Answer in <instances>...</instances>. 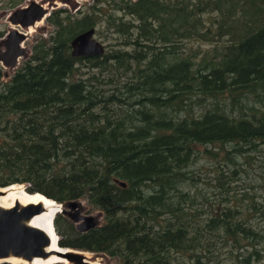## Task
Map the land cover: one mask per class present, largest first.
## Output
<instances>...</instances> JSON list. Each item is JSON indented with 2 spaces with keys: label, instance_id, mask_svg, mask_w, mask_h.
<instances>
[{
  "label": "rangeland",
  "instance_id": "1",
  "mask_svg": "<svg viewBox=\"0 0 264 264\" xmlns=\"http://www.w3.org/2000/svg\"><path fill=\"white\" fill-rule=\"evenodd\" d=\"M27 1L29 4L35 0H0V31L6 26L5 20L12 5L21 3L26 6ZM160 1L162 5L168 6L167 11L155 10L146 13L140 10L141 13L137 15L130 12L133 7H126L124 0H101L99 5L91 4L92 0H47V16L39 27L31 31L32 37L26 42L28 46L37 48L43 40L48 46H53L60 40L68 45L71 42L70 53L72 40L80 32L89 29L86 25L89 19L86 17L93 16L92 27H95L91 28L94 30L93 37L104 46L105 52L102 56H92L77 61L73 64L70 76H63L64 87L36 91L34 93V96L38 97L36 102L46 107V112L57 109L56 112L59 114H70L81 105V100L87 97L82 86L77 88L71 84L72 81L78 82L98 92L102 99H110L113 95L115 98H120L119 101L114 99L116 103L113 110L119 115L122 128H128L130 124H132L130 127H139L145 123L144 112L150 108L148 104L151 99H146L145 93L165 96L172 89H182L195 72L193 65H198L202 59L210 64L217 63L223 73L233 79L234 88L238 93L235 97L247 102L252 108L256 120L254 121L253 118L252 123L258 126L256 133L258 139L230 136L226 145H222L215 142L222 141L221 134L224 133L219 135L215 133L207 139H204L202 133L201 137L195 136L194 132L188 131L185 123H190L189 119L197 117L203 109V105L197 102V97L191 98L192 107L186 114L179 107L173 111L170 109V114L161 124L162 127L168 129H171L170 126L173 127L169 131L176 136L180 135L183 143L193 141L195 137L197 143H193V146L186 150L189 157L186 161H184L186 152L175 151L176 160L166 161L157 166L163 173H175L185 169L188 178H183V182L173 188L170 186L175 179L166 184L163 182L154 184L156 192L149 197V200L147 199V202L153 207H158L159 202L164 205L167 203L173 205L178 212L181 208V213L186 216L185 220H188L190 226L185 231L186 237H182L178 242L186 248L169 251L172 264H191L196 257L201 258L202 264H234V260H241V264H264V255L249 254L251 253L249 249L252 247L244 235L232 238L227 231L228 226L236 229V225L242 223L246 228L245 231L255 237L258 247L264 248V106L255 103L257 98L264 99V48L249 51L247 46L243 50L241 48L243 46L238 45V41L243 40L246 43L252 40L264 25V0ZM59 9L66 10L60 13L63 21L55 18ZM44 24L46 28H42ZM37 29L38 31L35 32ZM154 55L162 59V62L158 63L160 71L157 73L154 72L157 61ZM254 59L253 63L249 61ZM3 70L6 74L3 77L5 84L18 69L3 68ZM151 78L154 80L148 82ZM131 81L137 88L128 91L127 86L129 87ZM190 81L193 82L191 79ZM230 82L229 78L222 81V88L227 84L231 85ZM140 93H143V101L134 105V101L138 99L136 96ZM126 98H130L132 103L125 102ZM34 102L35 99L29 104ZM12 108L13 106L10 107ZM228 113L229 108L228 110L226 108L225 114ZM31 114L26 109L23 116L27 117ZM103 115L100 113L98 117L84 120L83 124L89 127L92 120H100ZM4 116L0 108V142L4 141L14 146V139L22 136L23 133L18 129L6 130L7 124L11 123L8 117L5 119ZM95 126H92V129ZM151 127L159 129L155 123H152ZM89 133H80L81 140H86L90 136ZM136 136H141V132L132 130V136L129 137L125 133L123 138L131 140L139 148L141 146L137 145L139 138ZM19 138L22 140L25 136ZM236 138L240 139L242 146L235 145ZM39 142L41 143H35V149L40 150V155L48 157L46 144L43 145L42 140ZM154 143L148 139L144 144ZM247 143L248 145H245ZM64 144L67 142H63L62 146ZM227 146L232 151L235 147L241 146L246 153L240 155L233 152L234 158L228 162ZM7 149H9L7 145L0 146V182L23 180L20 172L12 167L21 164L19 160L22 158L9 157L13 155L11 153L6 157ZM213 153H219L220 156L212 159L210 157ZM79 154L77 148L67 146L58 152L56 158L58 156L60 159L70 161ZM89 160L90 163L94 161L97 165L100 163V170L103 161L100 162L99 157H89ZM44 163L51 172L50 162L44 160ZM87 165H82L79 170L84 171ZM70 170L65 168L66 172ZM38 171L32 170V175L27 178L28 181L16 183L24 184L28 191H33L35 183L32 177ZM199 177L201 182L197 181ZM153 183V181L148 182L146 186L152 187ZM223 184L227 187H223ZM162 198L169 200L165 199L164 202ZM77 200L81 201L84 214L100 216V226L106 223L114 225L115 221V232L119 233L116 242L112 240L104 250L89 251L79 247L73 248L88 252V260L92 264H119V260L113 257L111 252L124 250V239L121 236L126 231V219L122 216L124 213L120 211L117 217L110 213L106 214L101 207L92 204L99 200H94L87 193ZM68 202L59 201L64 206L63 210L67 209ZM56 224L62 236L61 241H65L63 235L67 234L68 225L74 224L73 218L62 213ZM69 238L72 239V236ZM107 240L111 238L107 237ZM68 247L72 248V246ZM166 256H164L165 261H167Z\"/></svg>",
  "mask_w": 264,
  "mask_h": 264
},
{
  "label": "trees",
  "instance_id": "2",
  "mask_svg": "<svg viewBox=\"0 0 264 264\" xmlns=\"http://www.w3.org/2000/svg\"><path fill=\"white\" fill-rule=\"evenodd\" d=\"M123 3L128 8L132 6L133 9L130 12L137 15L141 13L140 10L149 13L155 10L167 11L169 9L168 6L162 5L160 0H138L136 2L135 0H124ZM93 24V20L90 19L86 25L90 27ZM260 28L261 30L254 35L252 40L246 43L243 40L238 41V45H242L243 50L247 46L249 51L251 49H263L264 25ZM57 48L60 49L56 51ZM68 51V44L60 40L55 42L53 46L46 45L45 48L38 50L37 55L38 59L43 61L44 66L26 75L25 79H15L14 85L10 87L1 88L0 85V108L3 110L5 119L8 117L10 120L11 115H16L18 121H29L26 124H18V121H15L6 126V130L18 129L25 136L22 140L19 137H23V135L15 138L14 146L8 145L4 141L0 142V146L7 145L9 147L5 153L6 157L11 153L13 155L9 157L22 158L19 160L21 164L18 163L12 167L20 172L23 180L3 181L0 182L1 187L17 184L16 182L20 181H28L27 178L32 175L31 171L37 169L39 170L38 173L32 177L35 183V192L27 190L29 193H41L50 199H55L58 203L59 201L68 202L79 199L84 193H87L94 200H99L96 203L92 202V204L101 207L102 210L106 211V214L110 213L117 217V213L120 211L124 213V215L121 214L126 219V231L121 234L124 239V250H119L116 253L111 252L113 257L119 260V264H172L168 253L172 249L186 248L182 247L181 244L179 245L178 242L182 237H186L185 231L190 225L187 223L188 220H185L186 216L181 213V208L178 212L173 205L167 203L164 205L161 202H159L158 207H153L150 202H147V199L149 200V197H152V194L156 192V185L154 184L161 182L166 184L175 179L176 182L174 181L170 186L173 188L183 182V178H188L185 175V169L175 173H163L157 166L166 161L176 160L175 151L186 152L187 156L184 161L189 159L186 150L191 148L193 143H197V138L183 143L180 135L176 136L169 131L173 127L168 126L171 128L168 129L162 127L161 124L170 114V109L173 111L179 107L186 114L187 110L192 107L191 98L197 97V102L203 105V109L201 108L202 110L197 117L189 119L190 123H185L188 131L191 130L195 136L199 137L203 134L204 139L212 137L215 133L218 135L224 133L221 134V136L223 135L222 141L215 142L222 145H226L230 136L253 137V140H257L258 126L252 123L254 118L252 108L247 102L240 101L235 97L238 93L237 89L234 88L233 79L225 75L217 63L210 64L207 63V60L202 59L198 65L192 66L195 72L182 89H172L165 96L163 94L145 93L146 99H151L148 104L150 108L144 112L145 123L139 127H130L132 125L130 124L128 128H122L121 119L113 110L114 103L120 98H115L113 95L110 99H102L98 92H94L86 85L83 86L82 83L73 84L71 80L73 86H77V88L82 86L87 95L86 99L81 100V105L70 114L62 115L53 110L45 113L46 107L37 103L38 97H35L34 93L41 89L49 91L64 87L63 76H70L73 69V63L69 61ZM154 57L157 60L154 72L157 73L160 71L158 63L159 61L162 62V59L158 55H154ZM249 61L253 63L255 59ZM228 78L231 80L232 86L227 84L222 88V81L228 80ZM153 80L154 78H151L148 82ZM127 88L128 91H132L137 86L131 81ZM142 94L136 96L138 99L134 101V105L143 101ZM34 99L35 102L32 104L36 106L35 111H37L33 116L34 118L23 116L24 111L32 105L29 102ZM125 102L132 103L130 98H126ZM255 103L264 106V99L257 98ZM7 105L8 107H4ZM12 106L13 108L10 109ZM226 108L227 110L229 108L228 114H225ZM100 113L104 114L100 120H92L89 127L83 124L84 120L98 117ZM254 121H256L255 118ZM152 123H155L159 129H153ZM92 126L95 127L92 129ZM91 129L92 131L89 133ZM132 130L141 132V136H136L139 138L137 141V145L141 146L139 148L131 140L123 138L125 133L129 137L132 136ZM80 133H89L90 136L88 135L86 140H81ZM159 138L167 140L161 141ZM148 139L155 143L144 144ZM40 140L43 141V145L46 144L48 157L40 155V150L35 149V143H41ZM235 141H237L235 145L242 146L239 138H236ZM63 142H67V144L62 146ZM67 146L77 148V152L80 154L70 161L60 159L58 156L56 158L58 152ZM241 146L235 147L234 151L227 146L226 158L228 162L233 160V152L240 155L246 153ZM94 156L99 157L100 162L103 161L100 170V163L97 165L94 161L89 162V157L93 158ZM218 156H220L219 153H213L210 158L214 159ZM43 159L50 162L51 172ZM222 162L226 164L225 161ZM82 165H87L84 171L79 170ZM223 167L225 168L224 165ZM65 168H70L72 172L71 170L66 172ZM231 175L233 176V173ZM118 180L126 182L127 186L120 185ZM151 181L154 182L152 187L146 186ZM197 181L201 182V178L199 177ZM223 187H227V185L223 184ZM165 199L169 200L162 198L164 202ZM61 214L62 212H59L55 217V229L56 219ZM68 226L67 234L72 236L73 240L61 242L62 245L79 247L89 251L107 249L108 247L105 246L112 240L116 242L119 233L115 232V221L114 225L106 223L84 233L72 231V227ZM236 227L233 229L228 226V235L232 238L244 235L252 247L249 249L251 252L249 254L264 255V248L258 247L255 237L245 231V226L241 223ZM56 233L60 241L62 237L57 229ZM107 237H110L111 240H107ZM165 255H167L168 262L165 261ZM239 263L241 264V260H234V264ZM1 264L15 263L5 262ZM191 264H202L201 258L196 257Z\"/></svg>",
  "mask_w": 264,
  "mask_h": 264
},
{
  "label": "water",
  "instance_id": "3",
  "mask_svg": "<svg viewBox=\"0 0 264 264\" xmlns=\"http://www.w3.org/2000/svg\"><path fill=\"white\" fill-rule=\"evenodd\" d=\"M47 13L48 11L44 4L32 1L28 6L17 9L13 16L16 17L19 15V18L15 20V18L12 17V21L15 24L22 23L24 26L29 27L45 17ZM16 32L18 31L13 29L0 40V46L5 45L6 47V51L0 54V59H3L4 65L7 66L10 65L8 59L10 58L12 48L16 49L13 54L14 58L12 59V64H15L16 59L23 55L18 43L24 38V35L19 33L21 37L16 38L17 45L11 43V38H14L13 34ZM93 36V29L76 36L72 40L73 54H102L105 48L100 42L95 40ZM118 183L124 187L127 186V183L124 181L118 180ZM66 205L67 209L62 210V213L71 216L78 223V230L86 231L97 224V216L85 215L83 213L84 210L81 201H70ZM73 210L74 213L72 212ZM42 211V206L39 204H29L20 207L19 204L16 203L12 208L0 207V259L13 256L31 262L35 257H48L50 253L46 249L52 242L51 237L43 229L29 224L30 219ZM59 245L62 249H68V252L56 251L55 254L58 256L66 258L73 264H92L88 260V252L63 246L61 241H59Z\"/></svg>",
  "mask_w": 264,
  "mask_h": 264
},
{
  "label": "bare ground",
  "instance_id": "4",
  "mask_svg": "<svg viewBox=\"0 0 264 264\" xmlns=\"http://www.w3.org/2000/svg\"><path fill=\"white\" fill-rule=\"evenodd\" d=\"M39 3L44 2V6H47V0H35ZM28 2V1H27ZM28 4H26L27 6ZM21 6V5H20ZM47 16V14H46ZM43 17L41 20L37 21L34 25L29 26L24 31L31 33L34 28L39 27L42 23ZM11 25V24H10ZM11 27H14L11 25ZM19 204L20 207L26 206L29 204H39L42 206L43 211L34 217H32L29 221V224L32 226L39 227L43 229L45 232L49 234L51 237V244L47 247V251L50 253L48 257H35L31 262L26 261L23 258H17L10 256L8 258L0 259V264L5 262L10 263H22V264H56L59 262L69 263V261L62 257L55 254L56 251L58 252H68V249H62L59 245V236L56 233L55 229V217L59 212H62L64 206L61 203L56 202L53 199L46 197L41 193H29L26 189L24 184H11L5 187H0V207L2 208H12ZM88 255V254H87ZM89 257V255H88ZM100 264V263H94Z\"/></svg>",
  "mask_w": 264,
  "mask_h": 264
},
{
  "label": "flooded vegetation",
  "instance_id": "5",
  "mask_svg": "<svg viewBox=\"0 0 264 264\" xmlns=\"http://www.w3.org/2000/svg\"><path fill=\"white\" fill-rule=\"evenodd\" d=\"M101 0H92V3L91 4H93V5H95L96 3H97V5H99V4H101V2H100ZM26 4H28V2H26ZM45 4V3H44ZM14 5H16V7H14ZM14 5H12V8H11V10H10V12H9V15L6 17V26L4 27V29L3 30H1L0 31V40H2L3 38H4V36L5 35H7L11 30H13V29H15L16 31H18V32H16L15 34H13V36H14V38H11L12 39V42L11 43H15L16 45H17V43H16V38L17 37H21L20 35H19V33L20 34H23L24 35V38L18 43V46H20V48H21V51L23 52V55H21V56H19L17 59H16V63L15 64H12V59L14 58L13 57V54H14V52L16 51V49H14V48H12L11 49V52H10V58L8 59V61L10 62V65L9 66H7V65H4V60L3 59H0V82H1V88L3 87V88H5V87H10V86H12V85H14V81H15V79H20V80H22V79H25V77H26V75H28L29 73H32V71L34 72V70L35 69H40L42 66H44V63H43V61H41L40 59H38V57H37V55H38V50L39 49H42V48H45L46 47V45H48V43H46V41L45 40H43V42H42V44H40L37 48H36V46H28L27 45V41L29 40V38L30 37H32L30 34H29V32H25L24 30L26 29V28H28V27H26V26H24L22 23H19V24H15V23H13V21H12V17L13 18H15V20H17L18 18H19V15L18 16H13V15H15L14 13H15V11L17 10V9H19L20 7H26L25 6V4H17V3H15ZM21 5V6H20ZM81 8H82V6H81ZM62 11H66V10H64V9H59V11H56V14H58V15H56V17L55 18H57L58 20H61V21H63L62 20V18L63 17H60V13L62 12ZM24 19V18H23ZM86 19H93V16H87L86 17ZM9 24H11V25H13L14 27H11V26H9ZM42 28H46L45 27V24L42 26ZM89 29L88 30H90L91 28H95V27H92V26H90V27H88ZM88 30H86V31H88ZM38 31V29L37 30H35V32H37ZM80 34H81V32H80ZM78 36V35H77ZM18 42V41H17ZM71 43V42H70ZM70 43H69V45H70ZM55 44V43H54ZM69 45H68V47H69ZM71 46V45H70ZM58 49H60V48H57L56 49V51L58 50ZM69 49H70V47H69ZM6 51V47H5V45H1L0 46V54H3V52H5ZM73 52H74V50L72 49V47H71V52L69 53V51H68V53H69V61L71 62V63H73V64H76V62L77 61H79V60H82V59H87V58H89V57H92V56H102L103 55V53L105 52V50H104V52L102 53V54H100V55H74L73 54ZM24 59H26V60H24ZM22 60H24L23 62H22V64H21V66H19L20 65V62L22 61ZM73 67H74V65H73ZM3 68H17L18 70L13 74V76L11 77V80L9 81V82H7V83H3V77L6 75L5 73H4V70H3ZM73 70V69H72ZM72 83L73 84H75V83H77V82H73L72 81ZM33 105V106H32ZM32 105H30L28 108H27V111H29V112H31L32 114L30 115V117L31 118H34L33 116H34V114L37 112V111H35L36 110V106L34 105V104H32ZM35 111V112H34ZM46 111H47V108H46ZM46 111H45V113H46ZM53 111H57V109H53ZM30 119V118H29ZM10 123L12 124V123H14L15 121H18V117L16 116V115H11V117H10ZM29 121L28 120H25V121H18V124H26V123H28ZM118 182V181H117ZM34 191V190H33ZM77 200V199H76ZM75 199L74 200H71V201H76ZM70 202V201H69ZM83 208V207H82ZM83 210H84V208H83ZM73 213H74V210L72 211ZM86 215V214H85ZM94 216H96V215H94ZM100 218V216H97L96 217V225L95 226H93V227H91V228H89L88 230H86V231H80V230H78V223L73 219V221H74V224L73 225H70V227H72L71 228V230L73 231V230H76L78 233H84V232H87V231H89V230H91V229H93V228H96V227H99L100 225H99V219ZM57 220H58V218H57ZM57 220H56V222H57ZM57 225V224H56ZM74 227V228H73ZM57 231H58V228H57ZM58 233H59V231H58ZM69 234H65V235H63L64 236V238L66 239L65 241H68L70 238H69V236H68ZM62 237V236H61ZM67 237V238H66ZM77 237V236H76ZM70 240H73V239H70ZM64 241V240H63ZM62 241V242H63ZM73 248V247H72ZM76 248V247H75Z\"/></svg>",
  "mask_w": 264,
  "mask_h": 264
}]
</instances>
